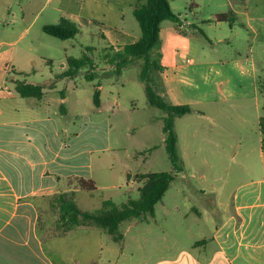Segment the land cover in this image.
Listing matches in <instances>:
<instances>
[{"label": "crops", "instance_id": "1", "mask_svg": "<svg viewBox=\"0 0 264 264\" xmlns=\"http://www.w3.org/2000/svg\"><path fill=\"white\" fill-rule=\"evenodd\" d=\"M138 1L0 0V264H58L50 253V249H57L59 257L64 258V249L57 241L73 243L80 237V230H99L79 227L65 232L58 228L55 197L73 193L75 199L81 190L67 170V160L72 157L67 137L75 135L70 132L74 120L66 105L67 90L75 78L60 76L67 70L64 64L55 69L56 61H67L68 56L65 50L61 56L53 52L57 43L43 32V26L67 17L78 24L80 33L91 36L96 28L109 42L132 37L133 44L141 37L138 21L130 19ZM170 4L173 12L181 16V25L172 21L161 25L164 70L160 76L163 95L172 105H190L195 110L176 120L185 171L193 162L192 146L199 137L197 133L219 127L218 121L226 123L231 112L244 119L243 113L252 109L259 136L258 147L246 153V158L252 156L246 169L253 171L254 178L239 184L232 203L221 201L217 208L208 205L205 214L214 223L213 236L196 241L190 251L181 250L170 264H264V149L260 129L264 92L253 48L222 60L198 44L204 40L226 42L237 34L235 14L248 17V27L257 36L251 24L256 18L247 4L239 9L234 0H170ZM85 7L88 15L82 14ZM48 8L53 14L47 13L46 18L53 16L54 20L38 25ZM229 13L233 22L213 21L216 15ZM125 45L108 47L120 50ZM23 80L44 85V96L20 97L14 81ZM220 127L224 137L239 138L229 144L234 159L242 147L240 133L229 125ZM201 161L209 163L204 158ZM210 205L216 216H210ZM195 210L203 216L200 209ZM212 245L216 250L212 251Z\"/></svg>", "mask_w": 264, "mask_h": 264}, {"label": "rangeland", "instance_id": "2", "mask_svg": "<svg viewBox=\"0 0 264 264\" xmlns=\"http://www.w3.org/2000/svg\"><path fill=\"white\" fill-rule=\"evenodd\" d=\"M249 2L234 0L239 9L247 4L256 18L251 24L258 32L257 36L248 27V17L235 14L237 34L226 42L204 40L198 44L210 50L214 58L222 60L246 54L253 48L264 92V19L261 18L264 0ZM176 5L181 4L176 2ZM88 10L85 7L82 14L88 15ZM186 12L190 14L189 10ZM47 13L53 14L52 9L46 10L38 25L46 20H54L53 16L46 18ZM97 15L100 16L101 12L98 11ZM130 19H133V23L137 22L133 16ZM49 39L57 43L54 53L60 52L61 56L65 50L68 58L76 59L88 54L93 57L96 67L94 72L82 70L67 90L69 100L66 105L74 120L70 132H75V135L67 137L70 145L68 152L72 153L71 159L67 160V170L74 177L93 179L97 183L95 191L80 190L75 194L79 208L84 211L99 210L107 199L121 207L129 199H138L142 182L136 180V175L170 172L172 163L162 142L165 114L149 106L144 83L140 80L142 60L136 59L120 75L107 63V55L113 54L108 46L124 42L131 44L132 37L119 43L109 42L94 28L91 36L79 33L66 41L53 37ZM62 64L68 69L67 61L62 58L56 61L55 69ZM87 73H94L95 79L88 81ZM96 90L101 92L100 108L94 105ZM261 104L264 116V97ZM243 114L244 119H239L231 112V118L226 123L218 121L219 127L197 133L199 137L192 146V152H195L192 153L193 162L188 164L185 171L187 177L183 179L184 173L176 177L163 201L155 206L154 216L128 220L122 224V245L113 242L101 229L93 232L80 230L76 242H56L64 249V258L59 257L57 249H50L51 256L58 264H170V260L181 250L190 251L196 241L213 236L214 223L205 214L208 205L214 204L217 208L221 207V201L232 203L239 184L254 178L253 171L246 169V163L252 160V156L246 158V153L258 147V121L252 109H247ZM225 125L240 133L242 147L234 159L229 144L237 142L239 138L224 137V130L220 126ZM177 128L181 130L180 123ZM202 158L209 163L204 165ZM202 174L204 177H201ZM210 207V216H216L212 205ZM195 209H200L203 216ZM211 247L212 251L216 250V245Z\"/></svg>", "mask_w": 264, "mask_h": 264}, {"label": "trees", "instance_id": "3", "mask_svg": "<svg viewBox=\"0 0 264 264\" xmlns=\"http://www.w3.org/2000/svg\"><path fill=\"white\" fill-rule=\"evenodd\" d=\"M133 15L141 27V37L133 44L123 46L120 50L108 47L113 54L107 55V63L113 67V71L120 75L122 70L136 59L142 60L140 80L144 83L145 94L149 106L164 112L163 131L165 134V148L172 163L170 172H149L136 175V180L142 182L140 197L129 199L126 204L119 207L111 199L103 201L99 210H81L74 199L73 193H60L54 199L58 208V228L69 232L79 227H96L106 232L113 242L122 245L124 235L121 226L125 221L144 219L155 215V206L163 201L171 184L176 177L185 172V162L179 152V137L175 122L178 118L195 112L190 105H172L164 94V87L160 73L164 70L161 65V25L164 21H172L179 27L181 16L173 12L170 0H139L133 8ZM232 16L227 14L216 15L215 22H231ZM233 22V21H232ZM43 32L59 40L75 38L80 29L73 20L62 17L56 24L43 26ZM68 69L60 75L66 78H76L82 70L95 71L93 57L84 54L81 58H68ZM88 81L95 79V74L86 75ZM15 90L23 98H42L45 94V86L32 84L26 81H14ZM101 92L96 90L93 96L94 105L101 106ZM260 129L263 135L264 149V116L260 120ZM72 180L84 191L93 192L97 189V183L93 179L74 177Z\"/></svg>", "mask_w": 264, "mask_h": 264}]
</instances>
